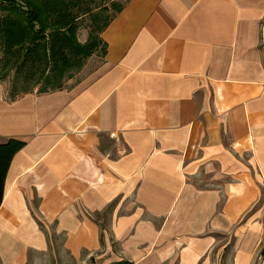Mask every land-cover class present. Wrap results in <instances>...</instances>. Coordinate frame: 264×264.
Returning <instances> with one entry per match:
<instances>
[{
  "label": "crops",
  "instance_id": "0c3cea01",
  "mask_svg": "<svg viewBox=\"0 0 264 264\" xmlns=\"http://www.w3.org/2000/svg\"><path fill=\"white\" fill-rule=\"evenodd\" d=\"M101 39L61 90L0 81V264H264V0H129Z\"/></svg>",
  "mask_w": 264,
  "mask_h": 264
},
{
  "label": "trees",
  "instance_id": "16d2710c",
  "mask_svg": "<svg viewBox=\"0 0 264 264\" xmlns=\"http://www.w3.org/2000/svg\"><path fill=\"white\" fill-rule=\"evenodd\" d=\"M72 0H0V12L7 13L0 18V41L7 59L0 60V73L7 68L16 69L33 81L39 77L35 87L41 85L39 93L61 90L80 71L88 57L102 46L105 55L106 45L101 39L102 32L115 15L93 31L96 36L81 45L76 39V16L71 8ZM99 19L95 18V21ZM37 22V24H35ZM27 69L28 71H25ZM3 75L0 81L3 82ZM27 81V79H26ZM33 89L14 84L13 101L19 96L31 93ZM25 146L18 140L0 143V207L4 198L5 181L13 157Z\"/></svg>",
  "mask_w": 264,
  "mask_h": 264
},
{
  "label": "rangeland",
  "instance_id": "374dc122",
  "mask_svg": "<svg viewBox=\"0 0 264 264\" xmlns=\"http://www.w3.org/2000/svg\"><path fill=\"white\" fill-rule=\"evenodd\" d=\"M129 0H72L71 2V8L72 11L76 16H79L78 20H76V39L77 42L81 45H84L88 42V40L96 36V34L93 31H96V28L98 26H102L106 21H108L110 18H112L117 9L123 6L126 2ZM7 13L0 12V18L6 16ZM98 17L95 21V18ZM102 46H98V50L94 53V55L88 57L85 61V65L80 71L73 72V77L66 82V85L69 81H78L79 77L78 74L83 71L84 68H88L87 70L94 69L102 62ZM6 60L7 56H5V53L3 52V46L2 41H0V60L3 59ZM1 66V64H0ZM21 70V69H20ZM20 70L16 72V69H5L2 70L0 75H3V83H5L7 96H10L12 94V88L14 84H18V86L27 87L33 89L32 92L39 93L41 90V85L38 87H35V81L39 77V73H36V77H33V81L31 79H28V77L24 76L23 73H20ZM25 71H28L27 69H24ZM27 79V81H26ZM57 241H60L61 238L56 237ZM220 244L225 245V255L230 251V248L232 247V244L234 243V238L232 234H225L218 237V240ZM264 247H260L258 249V256L261 254ZM219 261V259H217ZM224 259L222 258V261ZM217 261V262H218ZM90 264H97L94 261H92ZM100 264H106V263H100ZM255 264H262L261 259L257 258Z\"/></svg>",
  "mask_w": 264,
  "mask_h": 264
},
{
  "label": "water",
  "instance_id": "95a60500",
  "mask_svg": "<svg viewBox=\"0 0 264 264\" xmlns=\"http://www.w3.org/2000/svg\"><path fill=\"white\" fill-rule=\"evenodd\" d=\"M35 24H37V22H35Z\"/></svg>",
  "mask_w": 264,
  "mask_h": 264
}]
</instances>
